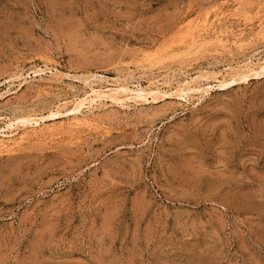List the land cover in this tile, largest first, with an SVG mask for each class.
<instances>
[{"label":"rangeland","instance_id":"obj_1","mask_svg":"<svg viewBox=\"0 0 264 264\" xmlns=\"http://www.w3.org/2000/svg\"><path fill=\"white\" fill-rule=\"evenodd\" d=\"M263 57L264 0H0V264H264V73L171 94Z\"/></svg>","mask_w":264,"mask_h":264},{"label":"bare ground","instance_id":"obj_2","mask_svg":"<svg viewBox=\"0 0 264 264\" xmlns=\"http://www.w3.org/2000/svg\"><path fill=\"white\" fill-rule=\"evenodd\" d=\"M223 17V16H222ZM242 31V30H241ZM220 32V31H219ZM241 33V32H240ZM237 36V35H236ZM209 37H211V36H209ZM220 37V36H219ZM209 39V38H208ZM213 39V38H212ZM215 39V38H214ZM237 39V38H236ZM203 40V39H202ZM216 40H218V39H216ZM220 40V39H219ZM233 40V39H232ZM243 40V39H242ZM201 41V40H200ZM238 41V40H237ZM227 42V41H226ZM219 43V42H218ZM234 43V42H233ZM223 44V43H222ZM221 44V45H222ZM226 44V43H225ZM238 44V43H237ZM235 46V45H234ZM228 47V46H227ZM230 47V46H229ZM248 54V53H247ZM254 54V53H253ZM246 57V56H245ZM257 57V56H256ZM255 57V58H256ZM258 57H260L259 55H258ZM261 58H262V56H261ZM264 58V57H263ZM240 59V58H239ZM238 59V60H239ZM244 59V58H243ZM242 59V60H243ZM251 59V58H250ZM258 59V58H257ZM248 60L249 59H247V62H248ZM235 61V60H234ZM250 61H252V60H250ZM230 62V61H229ZM243 62V61H242ZM242 62H240V63H242ZM235 63V62H234ZM244 63H245V60H244ZM249 63V62H248ZM239 64V63H238ZM251 64V63H250ZM252 64H254V63H252ZM257 64V63H256ZM232 65H234V64H232ZM237 65V64H236ZM183 67V66H182ZM226 67H227V65H226ZM236 67H238V65L236 66ZM240 67V66H239ZM244 67V66H243ZM232 69H233V66H232ZM237 69V68H236ZM240 69V68H239ZM39 70V69H38ZM43 70V69H42ZM46 70V69H45ZM50 70V69H49ZM202 70V69H201ZM204 70H206V69H204ZM209 70V69H208ZM227 70V69H226ZM234 70V69H233ZM53 71V70H52ZM51 71V72H52ZM55 71V70H54ZM181 71H182V69H181ZM203 71V70H202ZM211 71H213V70H211ZM221 71V70H220ZM232 71V70H231ZM235 71V70H234ZM237 71V70H236ZM32 72V71H31ZM37 72V71H36ZM35 72V73H36ZM60 72V71H59ZM59 72H57V73H59ZM189 72V71H188ZM187 72V73H188ZM199 72V71H198ZM197 72V73H198ZM218 72V71H217ZM230 72V71H229ZM33 73V72H32ZM56 73V72H55ZM196 73V74H197ZM203 73V72H202ZM208 73V72H207ZM210 73V72H209ZM220 73V72H219ZM227 73V72H226ZM231 73V72H230ZM264 73V59L261 61V62H259V64H257L256 66L254 65H252V66H250V65H246L243 69H241L240 71H237L235 74L233 73V74H228V75H230L228 78H226V77H221V78H219L218 76H216V75H213V77H214V80L216 81L214 84H212L211 82V84H209V83H206V81H205V83H196V84H193L191 81H193V80H190V78H189V80H186V79H183V80H186L184 83H182V85H180L176 90H175V92H172L171 94H173V95H175L176 97H178V98H185L186 100L188 99V97H190L191 96V94H193V93H207L208 92V90L212 87V86H215L216 88H219V89H222V88H226V87H228V86H230V85H232V84H234L235 83V81L236 80H245L246 81V79L247 78H249L250 76H258V75H261V74H263ZM52 74H54V73H52ZM67 74V73H66ZM93 74V73H92ZM127 74V76H128V74L129 73H126ZM176 74V73H175ZM195 74V73H194ZM194 74H192V76L194 75ZM206 74V73H205ZM221 74V73H220ZM219 74V75H220ZM60 75V74H59ZM58 75V76H59ZM125 75V74H124ZM131 75H133V74H131ZM130 75V76H131ZM141 75V74H140ZM152 75V74H151ZM150 75V76H151ZM171 75V74H170ZM178 75V74H177ZM182 75V74H181ZM185 75V74H184ZM187 75V74H186ZM202 75V74H201ZM203 75H204V73H203ZM222 75V74H221ZM16 76V75H15ZM62 76V75H61ZM87 76V75H86ZM89 76V75H88ZM97 76V75H96ZM100 76V75H99ZM103 76V75H102ZM117 76V75H116ZM155 76V75H154ZM197 76V75H196ZM207 76H209V75H207ZM211 76V75H210ZM223 76V75H222ZM264 76V75H263ZM89 77H91V76H89ZM120 77V76H119ZM123 77V76H122ZM125 77V76H124ZM123 77V78H124ZM159 77V76H158ZM171 77V76H170ZM176 77V76H175ZM182 77H183V75H182ZM81 79H82V77H80ZM92 78V77H91ZM95 78V77H94ZM105 78V77H104ZM115 78V77H114ZM129 78V77H128ZM138 78H140V77H138ZM145 78V77H144ZM167 78V77H166ZM172 78V77H171ZM186 78V77H185ZM193 78V77H192ZM209 78V77H208ZM211 78V77H210ZM98 79V82H99V79L100 78H97ZM96 79V80H97ZM119 79V78H118ZM147 79V78H146ZM146 79H145V81H146ZM154 79V78H153ZM156 79H157V77H156ZM163 79V78H162ZM205 79L207 80V77H205ZM83 80H85V78L83 79ZM83 80H81L82 82H83ZM89 80V79H88ZM116 80H117V78H116ZM124 80V79H123ZM167 80V79H166ZM197 80V79H196ZM195 80V81H196ZM212 80V79H211ZM80 81V82H81ZM87 81V80H86ZM101 81V80H100ZM105 81H107V79L105 80ZM118 81V80H117ZM160 81V80H159ZM158 81V82H159ZM163 81H165V80H163ZM179 81V80H178ZM198 81V80H197ZM90 82H91V80H90ZM94 82V81H93ZM123 82V81H122ZM148 82V81H147ZM151 82H152V80H151ZM200 82V81H199ZM84 83H86V82H84ZM95 83V82H94ZM102 83V82H101ZM100 83V84H101ZM110 83H111V81H110ZM110 83H108V84H110ZM116 83V82H115ZM126 83H128V82H126ZM138 83V82H137ZM166 83V82H165ZM91 84V83H90ZM97 84V83H96ZM139 84V83H138ZM92 85V84H91ZM141 85V84H140ZM155 85V84H154ZM153 85V86H154ZM94 86V85H93ZM108 86V85H107ZM143 86V85H142ZM142 86H139V85H137V86H134V88H130V87H128L127 86V84H121V83H119V84H116V86H113V87H107V88H105V89H103V88H100V87H92L91 86V88H90V90H89V92L87 93V94H85V95H83L82 97H77V98H75L73 101H72V106L71 107H69V109L67 110L66 109V112L68 113V114H71L72 116V118L74 119V120H72L73 121V125H79L81 122H82V120H81V118H80V116L78 115V113L80 114V113H82L83 111H82V108L86 105V108H88L87 110H89L93 105H95V104H99V103H103L104 104V102L103 101H108V100H110V101H113V102H118L119 104H122V103H126L128 100H132V101H136V99L138 100V98H141V99H146L147 98V95H156V94H158L157 93V89L156 88H152V87H142ZM145 86V85H144ZM174 90H172L171 89V91H174ZM154 93H156V94H154ZM170 93V92H169ZM165 94V93H164ZM152 95V96H153ZM203 95V94H202ZM140 99V100H141ZM126 100V101H125ZM135 103V102H134ZM63 104V103H62ZM65 104V103H64ZM106 104V103H105ZM112 104V103H111ZM124 106H125V104H123ZM127 105V104H126ZM103 106V105H102ZM120 106H122V105H120ZM128 106V105H127ZM63 107V106H62ZM84 109V108H83ZM63 112V111H62ZM23 114V113H22ZM36 114V113H35ZM59 114H61L60 113V111H59V109L58 108H56V110H50L49 111V113H47V114H45V115H32V114H26V115H19V116H16L15 118H13L10 122H8V123H6L4 126H8V127H10L11 128V126L12 125H15L16 124V126L19 124V125H32L33 126V124H35L36 126H40L41 125V123H43L45 120H47L48 118H51V117H53V116H56V115H59ZM67 115V114H66ZM86 115V114H85ZM84 116V115H83ZM89 117V116H88ZM83 118V117H82ZM71 119V118H70ZM90 121V120H89ZM70 123V122H69ZM85 123V122H84ZM88 123V122H87ZM82 124V123H81ZM64 125V124H63ZM72 125V124H71ZM3 126V127H4ZM84 126V125H83ZM55 127V126H54ZM42 128V127H41ZM40 128V129H41ZM45 128V127H44ZM66 128V127H65ZM90 128V127H89ZM63 129V128H62ZM94 129V128H93ZM48 130V129H47ZM50 130H51V128H50ZM58 131V130H57ZM56 131V132H57ZM0 132L2 133V135L3 136H8V135H10V133H11V130L10 131H5V130H0ZM51 133V132H50ZM22 135V134H21ZM24 139V138H23ZM21 140V137H19L18 139H12L9 143H8V140H7V142H5L4 140H2V139H0V147H4V146H9L10 145V147H11V145H15V144H17V143H19V141ZM10 150V149H9Z\"/></svg>","mask_w":264,"mask_h":264}]
</instances>
